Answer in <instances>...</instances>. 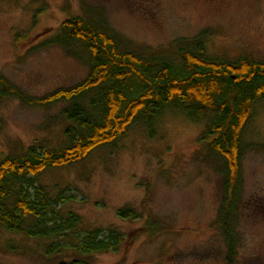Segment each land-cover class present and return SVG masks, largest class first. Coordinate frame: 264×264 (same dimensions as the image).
Instances as JSON below:
<instances>
[{"label": "rangeland", "instance_id": "1", "mask_svg": "<svg viewBox=\"0 0 264 264\" xmlns=\"http://www.w3.org/2000/svg\"><path fill=\"white\" fill-rule=\"evenodd\" d=\"M86 13L105 19L120 46L142 56L174 55L179 45L200 40L213 60L264 61V0H0V75L32 98L81 83L88 75L86 63L44 42L65 20L85 19ZM74 48L82 55L80 44ZM66 107L65 101L29 107L0 98V160L30 147L59 149L65 143L61 113ZM206 119L192 120L183 109L167 106L151 128L137 118L113 145L38 177L28 175L23 187L32 199L44 192L56 220L75 215L74 237L95 229L100 240L122 235L115 251L86 257L90 264H226L216 225L223 163L208 141L200 140ZM239 161L232 264H264V100L253 106L242 131ZM28 180L35 184L28 186ZM17 185L8 183L13 192ZM121 210L135 218H120ZM44 246L42 238L0 228V264H60L75 258L69 249L46 255Z\"/></svg>", "mask_w": 264, "mask_h": 264}, {"label": "trees", "instance_id": "2", "mask_svg": "<svg viewBox=\"0 0 264 264\" xmlns=\"http://www.w3.org/2000/svg\"><path fill=\"white\" fill-rule=\"evenodd\" d=\"M86 14L85 19L65 20L57 34L44 42L58 44L86 63L88 75L81 83L32 98L0 75V98L12 97L29 107L69 103L61 113L66 127L65 143L59 149L30 147L21 156L0 160V228L44 239L46 255L71 250L74 260L60 264H90L85 258L93 253L115 251L124 242L122 235L100 240L95 229L74 237L79 219L73 214L64 221L56 220L53 213L51 217L50 198L41 191L32 199L22 181L49 168L80 162L95 149L113 145L137 118L151 128L167 106H172L183 109L192 120L207 118L200 140L208 141V148L222 159L224 195L216 225L225 241L226 264H232L238 242L242 131L253 106L264 100V61L213 60L200 40L179 45L174 55L142 56L120 46L105 19ZM75 42L83 47L82 55L75 51ZM9 182L18 184L15 192ZM34 184L27 181L28 186ZM118 216L135 218L130 210H121ZM51 221L54 224L49 226Z\"/></svg>", "mask_w": 264, "mask_h": 264}]
</instances>
